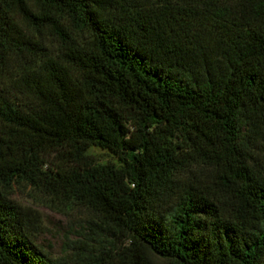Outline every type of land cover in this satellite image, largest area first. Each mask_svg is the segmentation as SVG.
<instances>
[{"label":"trees","instance_id":"1","mask_svg":"<svg viewBox=\"0 0 264 264\" xmlns=\"http://www.w3.org/2000/svg\"><path fill=\"white\" fill-rule=\"evenodd\" d=\"M260 149L264 0H0V264H54L18 181L96 217L78 264H264Z\"/></svg>","mask_w":264,"mask_h":264},{"label":"rangeland","instance_id":"2","mask_svg":"<svg viewBox=\"0 0 264 264\" xmlns=\"http://www.w3.org/2000/svg\"><path fill=\"white\" fill-rule=\"evenodd\" d=\"M253 154L251 165L264 181V149ZM87 155L94 163L114 160L108 151L98 148H91ZM192 174L201 183H207L212 179L213 171L195 167ZM8 197L19 210L26 235L43 256L54 264H78L76 241L87 234V223L96 221L90 211L50 195L41 186L29 185L23 181L13 184ZM118 244L126 245L122 241H118ZM148 259L151 264H171L170 261L150 253Z\"/></svg>","mask_w":264,"mask_h":264}]
</instances>
